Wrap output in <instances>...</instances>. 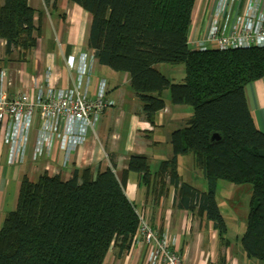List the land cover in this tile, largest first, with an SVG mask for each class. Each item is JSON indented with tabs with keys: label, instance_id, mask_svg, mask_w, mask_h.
Instances as JSON below:
<instances>
[{
	"label": "trees",
	"instance_id": "16d2710c",
	"mask_svg": "<svg viewBox=\"0 0 264 264\" xmlns=\"http://www.w3.org/2000/svg\"><path fill=\"white\" fill-rule=\"evenodd\" d=\"M69 1L92 14L89 47L101 65L130 74L147 121L155 124L166 107V90L173 104L192 106L186 126L169 136L172 156L160 171L178 186L180 206L212 222L224 249L232 242L216 201L218 182L252 186L240 246L248 264L264 262V132L245 94L249 83L264 76V47H189L196 0ZM35 15L28 0H2L5 58L16 51L24 56L37 46ZM3 61L0 55V71ZM159 63L184 64V82L172 83L157 69ZM186 155H193L202 170L205 191L181 181L178 157ZM130 170L143 182L152 176L144 155L131 156ZM139 224L135 205L111 167L96 176L90 168L77 169L68 180L47 171L35 182L24 176L17 207L0 228V264H104L111 250L115 258L129 251ZM217 264H227L222 250Z\"/></svg>",
	"mask_w": 264,
	"mask_h": 264
},
{
	"label": "crops",
	"instance_id": "0c3cea01",
	"mask_svg": "<svg viewBox=\"0 0 264 264\" xmlns=\"http://www.w3.org/2000/svg\"><path fill=\"white\" fill-rule=\"evenodd\" d=\"M216 1L196 0L192 18L202 19L208 7ZM247 1L232 0L229 31ZM28 3L36 10L34 22L40 26V35L33 52L24 54L27 57L24 61L19 59L18 51L5 59L1 53L2 42L0 55L5 59L2 68L6 71L7 96L11 98L25 89L30 90L33 75L38 71L42 73L48 66L56 72L54 83L57 88L70 87L76 81L77 68L84 62L90 64L91 93L97 91L102 78L106 79V98L115 104L87 128L84 141L71 149L69 155L61 141L56 139L50 155L43 154L33 159L36 130L40 125L37 118L29 137L26 159L21 164L9 163V145L3 142V134L0 135V228L6 215L17 207L24 176L35 182L47 171L68 180L77 169L90 168L96 176L99 171L111 167L136 211L145 215L153 229L169 238L170 248L181 255L184 264H217L219 249L226 250L227 264H237L232 245L227 249L219 247L212 222L207 221L206 215L199 217L180 206L178 186L171 182L168 174L160 171L161 163L172 156L171 132L186 126L193 109L172 104L170 92L166 91V107L156 114L155 124L147 121L142 114L141 101L131 86L130 74L101 65L89 47L92 24L89 11L69 0H28ZM37 51H40L39 59L34 56ZM70 63H73L72 67ZM245 94L255 124L264 132V76L249 83ZM3 133L5 135L4 128ZM133 154L148 157L152 176L146 182L130 170ZM177 169L181 181L200 191L206 190L203 172L193 155L179 156ZM151 202H154L152 212L149 209ZM104 264H150L149 253L144 243L132 245L120 258H115L111 250Z\"/></svg>",
	"mask_w": 264,
	"mask_h": 264
},
{
	"label": "built area",
	"instance_id": "2783aa9c",
	"mask_svg": "<svg viewBox=\"0 0 264 264\" xmlns=\"http://www.w3.org/2000/svg\"><path fill=\"white\" fill-rule=\"evenodd\" d=\"M232 0H217L210 5L199 21L192 18L188 45L193 48L207 47L229 49L249 46L264 47V0H248L238 14L231 31L229 21ZM36 59L40 51L34 52ZM86 57V56H85ZM83 57V60H85ZM73 66V63H70ZM90 64L77 68L76 81L72 86L57 88L55 71L48 66L42 73L34 74L30 90H23L9 98L6 92V71H0V135L9 145L10 164H21L27 156V145L34 127L36 145L33 159L40 155H50L56 139L69 151L80 145L87 128L115 101L107 100V80L101 79L97 91L91 93ZM23 87V84H21ZM5 129V135L3 133ZM154 202H151V212ZM140 227L134 237L133 245L145 243L150 256V264H184V259L170 248L169 238L150 225L145 215L140 217Z\"/></svg>",
	"mask_w": 264,
	"mask_h": 264
},
{
	"label": "rangeland",
	"instance_id": "374dc122",
	"mask_svg": "<svg viewBox=\"0 0 264 264\" xmlns=\"http://www.w3.org/2000/svg\"><path fill=\"white\" fill-rule=\"evenodd\" d=\"M32 50L30 52H33ZM1 53L3 55V49H1ZM21 54L22 53L19 54L20 55L19 59L21 61L27 60L26 55L21 56ZM157 69L160 70L164 75H166L172 83L184 82L186 76L184 64L159 63L157 64ZM55 78H56V74H55ZM166 91L169 92V90ZM166 91L164 92L165 95H166ZM169 99L171 100L170 96ZM185 105L186 107L188 108L191 107V109H193L192 106L187 104ZM251 196H252L251 185L248 184L237 185L230 183L226 180H220L216 190V200L218 202L221 214L223 215L227 223L228 231L226 235L228 238L231 239L232 242L231 251L237 260V264H248L246 260L243 258L240 241L247 225V216L249 212V204H250ZM137 213L138 216L139 214L140 217L142 216L141 212L137 211ZM219 251L221 250L219 249ZM224 253L226 254V250H224ZM149 260H150V256H149ZM257 262L259 264H264L263 261L259 262L258 260L256 262H251V264H258Z\"/></svg>",
	"mask_w": 264,
	"mask_h": 264
},
{
	"label": "water",
	"instance_id": "95a60500",
	"mask_svg": "<svg viewBox=\"0 0 264 264\" xmlns=\"http://www.w3.org/2000/svg\"><path fill=\"white\" fill-rule=\"evenodd\" d=\"M215 138V137H214Z\"/></svg>",
	"mask_w": 264,
	"mask_h": 264
}]
</instances>
